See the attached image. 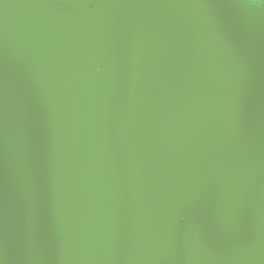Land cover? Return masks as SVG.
Returning a JSON list of instances; mask_svg holds the SVG:
<instances>
[{
  "label": "water",
  "instance_id": "obj_1",
  "mask_svg": "<svg viewBox=\"0 0 264 264\" xmlns=\"http://www.w3.org/2000/svg\"><path fill=\"white\" fill-rule=\"evenodd\" d=\"M0 264H264V8L0 0Z\"/></svg>",
  "mask_w": 264,
  "mask_h": 264
},
{
  "label": "snow or ice",
  "instance_id": "obj_2",
  "mask_svg": "<svg viewBox=\"0 0 264 264\" xmlns=\"http://www.w3.org/2000/svg\"><path fill=\"white\" fill-rule=\"evenodd\" d=\"M256 2H257V0H253V3H256ZM258 6L261 8H264V0H259Z\"/></svg>",
  "mask_w": 264,
  "mask_h": 264
},
{
  "label": "flooded vegetation",
  "instance_id": "obj_3",
  "mask_svg": "<svg viewBox=\"0 0 264 264\" xmlns=\"http://www.w3.org/2000/svg\"><path fill=\"white\" fill-rule=\"evenodd\" d=\"M248 2H250V3H253V0H247ZM254 4H259V0H257V2L256 3H254Z\"/></svg>",
  "mask_w": 264,
  "mask_h": 264
}]
</instances>
